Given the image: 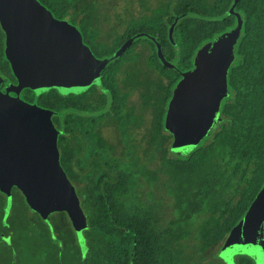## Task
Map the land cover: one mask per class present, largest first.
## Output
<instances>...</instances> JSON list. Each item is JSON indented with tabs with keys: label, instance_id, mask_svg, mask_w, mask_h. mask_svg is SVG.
Wrapping results in <instances>:
<instances>
[{
	"label": "trees",
	"instance_id": "trees-1",
	"mask_svg": "<svg viewBox=\"0 0 264 264\" xmlns=\"http://www.w3.org/2000/svg\"><path fill=\"white\" fill-rule=\"evenodd\" d=\"M233 1L169 0L168 8L155 14L151 22L140 19L129 25L112 48L94 44V55L105 59L134 38L132 46L107 65L102 77L106 73L105 78H110L122 60H131L129 53L142 36L157 41L148 59L159 71L160 79L152 84L157 93L155 97L142 93V111L137 110L141 122L145 112L152 118L145 150L135 144L117 152V144L101 133L105 120L126 135L131 126H139V118L132 120L133 110L116 82L111 86L103 82L105 90L94 86L81 94L63 95L53 88L37 95L28 90L26 98L57 113L53 120L65 132L59 139L60 162L87 216L88 251L84 257L66 212L53 213L66 219L64 228L55 229L54 240L48 223L17 187L12 190V209L4 222L7 195L0 189V264H225L220 246L264 185V0L238 4L243 33L228 78L234 96L221 107L223 123L207 142L185 156H171L168 146L173 134L164 131L182 72L193 68L204 43L238 23L228 14ZM92 16L87 7V39ZM159 48L176 68L161 62ZM157 153L162 162L152 169L145 160ZM160 184L165 194L157 199L154 189ZM162 201L171 209L166 225L160 217ZM218 246L217 261L205 263ZM240 264L254 263L243 259Z\"/></svg>",
	"mask_w": 264,
	"mask_h": 264
},
{
	"label": "water",
	"instance_id": "water-1",
	"mask_svg": "<svg viewBox=\"0 0 264 264\" xmlns=\"http://www.w3.org/2000/svg\"><path fill=\"white\" fill-rule=\"evenodd\" d=\"M235 0L228 14L238 18L237 27L217 36L198 50L194 66L183 73L169 103L166 126L174 135L172 151L188 155L195 142L206 136L219 119V106L227 92V75L233 49L242 33L243 20ZM0 21L7 34V56L24 88L37 95L57 89L63 95L81 94L101 86V74L114 59L134 43L127 40L106 59H98L82 40L80 32L57 20L38 0H0ZM159 57L167 67L159 48ZM54 111L0 92V189L7 195L4 222L17 187L27 203L48 223L49 216L66 212L76 232L83 256L88 251L84 232L88 220L75 186L61 166ZM253 255L264 264V185L241 220L232 228L220 256L236 264L235 255Z\"/></svg>",
	"mask_w": 264,
	"mask_h": 264
},
{
	"label": "rangeland",
	"instance_id": "rangeland-1",
	"mask_svg": "<svg viewBox=\"0 0 264 264\" xmlns=\"http://www.w3.org/2000/svg\"><path fill=\"white\" fill-rule=\"evenodd\" d=\"M168 2L169 0H81L78 3L87 4V7L90 8V10L93 13V21L97 20H103L107 24L110 25H117L119 28L118 30H115L113 33L117 34H123L125 29L129 25H135L137 24V21L139 20H146L147 22H151L153 20V17L155 14L159 13L160 11H164L168 8ZM140 20V21H141ZM97 23V22H95ZM122 27V29H121ZM106 29H109V27H105ZM108 31V30H107ZM103 33L106 35V31L102 28H99V34L103 37ZM96 34V32H95ZM143 39L138 45L139 48H142L144 44H152L157 45V41L149 36H142ZM105 48L110 49V45H106ZM137 50H133L129 55L134 54ZM149 52L144 51L145 53H135V55L131 56V60L126 59L122 60L120 63L122 64V68L126 67L127 62H134L135 67L137 68V71L139 72V80L141 82L140 86V94H139V108L138 111L141 112V98L140 96L142 93L147 94L149 97H155L154 93H157V89L152 87V84L155 83L159 78V71L157 70L155 65H149V56H150V47L148 49ZM129 60V61H128ZM158 82V81H157ZM137 101V100H136ZM141 115L138 117L137 111L132 112V120H136L139 118V126L138 127H130L129 133L126 135L120 130L119 126H116V130L111 124L106 125L104 128H102L103 134L108 138V141L112 144H117V152H121L122 147H129L133 145H138V147H142L143 150L149 147L150 143V137L148 136V129L151 126L152 118L148 114V112H145L143 118H145L144 122H141ZM216 123V121H214ZM167 120L165 121V133H173L170 128L166 126ZM216 126L213 125L209 133L199 139L195 142V145L193 148L199 147L201 144L208 141L210 138L211 130ZM139 130L137 131V129ZM124 134H122V133ZM152 134V133H151ZM174 134V133H173ZM174 137V135H173ZM152 142V141H151ZM172 145L173 140L171 141L170 145L168 146V149L170 148L171 156L176 155L177 153L172 151ZM151 153H153V148H150ZM161 154L157 153L155 158H151V156L146 159V162H149L151 164L152 169L156 168L160 165L162 162ZM162 183V182H160ZM147 188V187H146ZM148 189V188H147ZM154 192L156 193L157 199L159 197L161 198L165 194V187L160 184L159 187L154 189ZM144 193L146 194V191L144 190ZM144 196V194H143ZM163 202V207L161 209L160 217L162 224L166 225L167 221L172 217L171 216V209L169 207L168 202ZM50 220L53 223L56 232L59 231L60 228H64L66 225V219L62 215H51ZM193 245V243H191ZM192 247V246H190ZM219 253V246L216 247L210 254L207 255L206 259H204L205 263L211 262V261H217L215 260L217 257V254ZM203 261V260H202ZM199 264H202L199 262Z\"/></svg>",
	"mask_w": 264,
	"mask_h": 264
},
{
	"label": "flooded vegetation",
	"instance_id": "flooded-vegetation-1",
	"mask_svg": "<svg viewBox=\"0 0 264 264\" xmlns=\"http://www.w3.org/2000/svg\"><path fill=\"white\" fill-rule=\"evenodd\" d=\"M38 1L48 11H50L52 13V15L55 19L61 20V21H66L70 25L75 27L80 32V34L82 36L83 43L87 47H89L92 52H93V46L95 43H102L105 46L110 45V48H112L114 46L115 42L117 41L118 37H121V35H122L120 33H117V34L113 33L115 30H118L119 27L117 25L107 24L103 20H97V21H93L91 23L92 20H90L89 21L91 23L89 26L90 27L89 28L90 38L87 39V4H82V3H55V2L43 3L41 0H38ZM234 1H233V3H234ZM237 20H238V18H237ZM95 22H97V23H95ZM237 25H238V23L234 27H232L231 29L237 27ZM105 27H109V29H106ZM99 28H102L103 30H105L107 34L105 35L103 33V37H102L99 34ZM242 28H243V25H242ZM121 29H122V27H121ZM95 32H96V34H95ZM242 33H243V30H242ZM242 33H241V36H242ZM241 36L239 37L236 44L234 45L233 59L231 61L230 67L228 69V75H227V92H226L225 97H223V99L221 100V103L219 106V119H218V121H216V126L211 130L210 135L212 134V132L215 129L219 128L220 124L223 123L222 121H223L224 117L220 114L221 107H222L223 103L225 101H229L234 96L231 94V92L229 90L228 78H229V73H230L231 69L233 68V66L235 65V63L237 61L236 48H237V44H238ZM212 41L204 43L201 47H203L205 44L210 43ZM138 45H139V43L134 48V50H137V51L134 52V54H132V55H135V53H138V54L139 53H145L144 51L149 52L148 49H149V47L151 48L149 43L142 45L143 46L142 48H139ZM201 47L199 49H201ZM6 49H7V34H6L5 30L3 29L1 21H0V92L2 94L8 95V96L13 97V98H20L21 100H23L27 103H32L26 98L28 90H31V89L24 88L19 93H17V91H16L18 86H19V80L13 72V68H12L11 62L8 59ZM150 53H151V51H150ZM93 54H94V52H93ZM157 54H159V51ZM158 57H159V55H158ZM164 58H165V56H164ZM160 60L163 63L162 59H160ZM193 66H194V63H193ZM175 68H176V66H175ZM185 72H182V78H183V73H185ZM103 73H104V71L101 74V86L93 85L87 91L94 88V86H97L98 90H100V91L102 88L105 90L106 86L104 87L103 82H105V83L108 82L110 84V86L112 83L116 82L117 85L119 86V88L121 89L122 94H124L126 96L127 106L131 110L137 111L139 108L138 100H139V90H140L139 85L140 84H139V73L137 71V68L135 67L134 62H127L126 67H124V68H122V64L120 63L119 65H117L115 67V73H113V76L110 78H105L106 73H105L104 78H103L102 77ZM159 77H160V75H158V78ZM31 91H33V90H31ZM32 104H34V103H32ZM52 120H53V117H52ZM53 123L58 130V147H59L60 136L65 134V132L59 128V126L57 125V123L54 120H53ZM108 124H111V126L114 127V125L112 123L105 120L103 122V124L101 125V130H102V128H104ZM138 130L139 129H137V131ZM101 133L104 136V138H106L108 141V138L103 134V132H101ZM226 240L220 246L221 250L223 249V246H225ZM234 258H235L236 264H240L241 260H243V259H250L253 261L254 264H256L255 257L253 255L247 253V252H245L244 254H237V255H235ZM224 262H225V260H224ZM225 264H226V262H225Z\"/></svg>",
	"mask_w": 264,
	"mask_h": 264
}]
</instances>
